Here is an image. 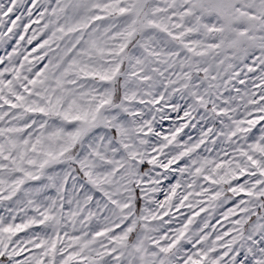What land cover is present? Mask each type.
<instances>
[{
    "label": "rangeland",
    "instance_id": "rangeland-1",
    "mask_svg": "<svg viewBox=\"0 0 264 264\" xmlns=\"http://www.w3.org/2000/svg\"><path fill=\"white\" fill-rule=\"evenodd\" d=\"M0 264H264V0H0Z\"/></svg>",
    "mask_w": 264,
    "mask_h": 264
}]
</instances>
